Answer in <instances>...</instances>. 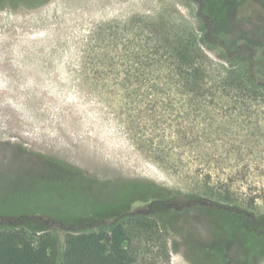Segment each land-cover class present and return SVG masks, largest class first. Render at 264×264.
<instances>
[{
	"label": "rangeland",
	"instance_id": "obj_1",
	"mask_svg": "<svg viewBox=\"0 0 264 264\" xmlns=\"http://www.w3.org/2000/svg\"><path fill=\"white\" fill-rule=\"evenodd\" d=\"M198 14L197 0H0V214L148 210L127 188L155 185L177 208L129 233L137 264L243 262L196 205L264 194V93L231 73L238 55L264 75V47L231 23L191 78L174 56L204 36ZM247 211L263 229L264 201Z\"/></svg>",
	"mask_w": 264,
	"mask_h": 264
},
{
	"label": "trees",
	"instance_id": "obj_2",
	"mask_svg": "<svg viewBox=\"0 0 264 264\" xmlns=\"http://www.w3.org/2000/svg\"><path fill=\"white\" fill-rule=\"evenodd\" d=\"M12 1L36 3L42 0ZM197 3L201 12L198 17L202 24L199 30L204 31L205 34L197 39L192 38V43L189 41L176 43L178 47L174 56L179 66L186 67L191 78H197L199 74L194 61L195 53L200 51L201 46L212 48L210 44L212 38L231 23L250 26L251 36L261 38L260 46L264 47V0H197ZM233 60L231 73L234 76L238 67H242L235 76L241 86L264 93V83L261 82L264 75L260 71L251 72L249 67H252V63H247L238 55ZM127 190L132 195L143 196L138 200L151 201L153 216L159 219L161 227L167 226L166 223L169 224L171 213L177 206L172 204L170 207L160 208V205L164 202H174L176 196L155 185L132 184ZM248 196L245 201L248 207L254 206L259 200L264 201V194ZM187 198L184 197L183 207L187 204ZM225 198L226 206L218 204L220 202H216L214 206L204 204L196 206L206 214L209 223L220 237L237 239V236L232 234L237 235L245 230L250 232L253 224L243 214L248 213V207H245L244 203H239L235 199L230 200L232 198L230 191H227ZM157 206L158 208L155 209ZM161 210L164 213H161ZM127 211L123 205L117 209L118 213L114 217ZM211 213L222 216L223 220L214 222L208 216ZM101 221L98 214L73 211L50 214L39 211L16 215L0 214V264H137L136 257L125 246L129 233L132 229L155 231L160 226L155 219L143 216L120 218L114 224L98 227ZM54 225L63 233L62 238L52 235L51 226ZM262 230L264 231V228ZM27 231L40 235L32 236ZM238 239L241 241L240 238Z\"/></svg>",
	"mask_w": 264,
	"mask_h": 264
},
{
	"label": "flooded vegetation",
	"instance_id": "obj_3",
	"mask_svg": "<svg viewBox=\"0 0 264 264\" xmlns=\"http://www.w3.org/2000/svg\"><path fill=\"white\" fill-rule=\"evenodd\" d=\"M199 15H201V12L199 10ZM136 202L135 199H129L126 204H124V206L126 207V210H128L127 212L123 213V214H119L117 215L118 217H114V215L118 212L113 211L104 215H98V217H100L102 219V221L100 222L101 225L98 227H104V226H108L111 224L116 223L120 218H126V217H133V216H143V217H148L151 219H155V221H157V223L161 226L160 222L157 220V218H155V216H153V211H152V203L150 202L149 204V209L148 210H140V211H136V212H130V208L131 206ZM147 202V201H144ZM162 207L164 206V203H161ZM171 206V205H170ZM168 206V207H170ZM161 213H164L161 210ZM245 216H247L249 218V222H251L253 224V229L252 231L249 232V230H245L244 232H239L240 235H236V234H232L233 236H237V238L241 239V244L243 247V262H241V264H256V262L259 259H263L264 258V231L262 229L259 228L258 225H255L256 222L255 220H253L252 216L247 213L244 212L243 213ZM96 215V213L94 214ZM252 218V219H251ZM166 225H168L166 223ZM163 227V226H162ZM231 235V236H232Z\"/></svg>",
	"mask_w": 264,
	"mask_h": 264
}]
</instances>
